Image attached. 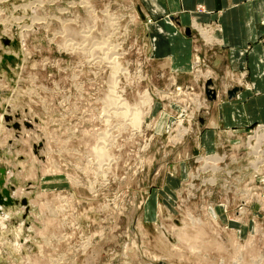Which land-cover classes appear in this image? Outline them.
Masks as SVG:
<instances>
[{"label": "rangeland", "instance_id": "obj_1", "mask_svg": "<svg viewBox=\"0 0 264 264\" xmlns=\"http://www.w3.org/2000/svg\"><path fill=\"white\" fill-rule=\"evenodd\" d=\"M149 4L0 0V264H264V123L207 126L246 72L217 21L169 67Z\"/></svg>", "mask_w": 264, "mask_h": 264}, {"label": "crops", "instance_id": "obj_2", "mask_svg": "<svg viewBox=\"0 0 264 264\" xmlns=\"http://www.w3.org/2000/svg\"><path fill=\"white\" fill-rule=\"evenodd\" d=\"M149 1L152 12L158 14L164 11L175 16L169 18L166 15L165 19L151 22L154 53L160 55L169 67L186 73L192 66V43L191 38L186 36L191 33L190 21L193 26L194 22L207 26L203 23L217 21L221 48L212 52L210 66L219 73L240 68L246 72L249 84L234 100L217 101L216 117L210 111L207 126H242L255 121L264 123V0ZM198 5L204 7V12L195 10ZM238 82L241 84L242 79Z\"/></svg>", "mask_w": 264, "mask_h": 264}, {"label": "bare ground", "instance_id": "obj_3", "mask_svg": "<svg viewBox=\"0 0 264 264\" xmlns=\"http://www.w3.org/2000/svg\"><path fill=\"white\" fill-rule=\"evenodd\" d=\"M186 32H187V31H186ZM237 87H238V86H237ZM242 91H243V90H241L240 92H242ZM240 92H239V93H240ZM239 93H238V94H239ZM140 118H141V117H140ZM99 151H100V150H99ZM99 151H97V155H98L100 158L104 157V156H105V153H104L103 151H100V152H99ZM0 183H2V180H1ZM0 203H1V205H2V204H5L6 206H7V204L10 205V203L13 204V203H14V198L12 197V201H3V199H0ZM22 204L25 205L26 208H27V210H28V203H27V200H26V199H25V200H24V199L22 200Z\"/></svg>", "mask_w": 264, "mask_h": 264}, {"label": "water", "instance_id": "obj_4", "mask_svg": "<svg viewBox=\"0 0 264 264\" xmlns=\"http://www.w3.org/2000/svg\"><path fill=\"white\" fill-rule=\"evenodd\" d=\"M238 90V88H234L229 92V97L233 96L235 92Z\"/></svg>", "mask_w": 264, "mask_h": 264}]
</instances>
